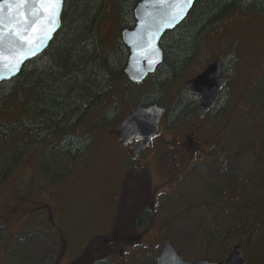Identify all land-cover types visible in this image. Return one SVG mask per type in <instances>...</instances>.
<instances>
[{"label":"rangeland","instance_id":"obj_1","mask_svg":"<svg viewBox=\"0 0 264 264\" xmlns=\"http://www.w3.org/2000/svg\"><path fill=\"white\" fill-rule=\"evenodd\" d=\"M132 21L111 16L102 23L101 32L106 40L121 37L123 27ZM204 38L192 61L171 83L155 92L149 80L124 93L117 113L107 121L111 125L97 126L95 142L75 165L70 158L61 159L72 170L61 184L49 186L38 172L46 145L27 149L34 152L30 156L23 152L24 161L2 184L0 264H74L95 239L99 245H92V264H156L167 242L184 261L222 263L239 246L246 264H264V14L235 15ZM220 58H230L229 69H237L232 80L239 86L238 95L227 96L226 91L219 113L207 119L211 129L202 139L208 141L202 148L204 157L198 154L191 161L189 151L177 146L159 158L149 154L140 166L133 158L122 161L116 132L132 108L140 103L165 105L167 89L181 92L190 78ZM181 99L193 105L184 93ZM176 129L170 131L174 134ZM162 131L154 144L157 151L163 149L160 142L172 141L173 134ZM109 189L116 197L106 206L103 196ZM154 191L160 195L149 225L139 228L132 221L134 212L150 208ZM33 198L39 204H33ZM36 207L45 210L33 214L30 210ZM118 208V219L105 223ZM120 225L126 239L114 241ZM48 237L52 241L61 237L57 252Z\"/></svg>","mask_w":264,"mask_h":264},{"label":"trees","instance_id":"obj_2","mask_svg":"<svg viewBox=\"0 0 264 264\" xmlns=\"http://www.w3.org/2000/svg\"><path fill=\"white\" fill-rule=\"evenodd\" d=\"M141 1L66 0L62 27L48 49L28 62L19 76L0 85V194L2 184L24 161L23 152L35 144L47 147L38 172L55 187L72 171L66 168L69 162L62 163L61 159L70 158L75 165L87 146L95 142L97 126L111 125L107 122L110 115L117 113L124 93L132 91L133 85L125 75L129 50L121 37L106 40L101 25L111 16L117 20L124 16L133 21L123 29L133 28L134 10ZM251 12L264 14V0H196L186 20L161 41L164 60L152 80L155 92L181 74L207 34L235 15ZM180 105L177 112L183 110ZM27 153L30 156L34 152ZM31 202L39 204L34 198ZM44 210L36 207L30 211L37 214ZM122 225L116 234L124 235ZM145 225L147 221L141 220L140 227ZM60 238L52 241L48 237L54 252L61 246ZM94 243L99 245L93 240L74 264H92Z\"/></svg>","mask_w":264,"mask_h":264},{"label":"water","instance_id":"obj_3","mask_svg":"<svg viewBox=\"0 0 264 264\" xmlns=\"http://www.w3.org/2000/svg\"><path fill=\"white\" fill-rule=\"evenodd\" d=\"M66 0H2L0 17V85L19 76L25 65L42 55L62 27ZM196 0H142L134 10L133 30H124L122 41L129 50L125 74L134 84L143 83L163 62L160 43L164 35L174 31L189 15ZM221 60L212 63L200 76L186 84L201 99L199 115L214 107L225 81L220 77ZM165 109L157 105L135 107L118 128L120 139L128 145L141 141L136 150L149 147L159 132ZM156 264H246L243 248L237 246L222 263L184 261L169 242L163 246Z\"/></svg>","mask_w":264,"mask_h":264},{"label":"flooded vegetation","instance_id":"obj_4","mask_svg":"<svg viewBox=\"0 0 264 264\" xmlns=\"http://www.w3.org/2000/svg\"><path fill=\"white\" fill-rule=\"evenodd\" d=\"M133 18H134V14H133ZM136 24V21L134 19V26L133 28H130L131 30L134 29ZM254 49H259L260 52H263L260 48V46H254ZM251 58H253L251 56ZM217 60H221V67H220V77L222 79H224L225 83L223 85V87L221 88L220 92H219V99L217 101V103L214 105V107H212L211 109H209L204 117H200L199 112H200V108H201V99L200 97L195 94L194 92L190 91L187 89L186 84L189 81H192L194 79H196L198 76H200L210 65H207L206 67H204L202 69V71L200 73H198L196 76H193L192 78H190L186 83H185V88L182 89V91L180 92L178 89H167V92L165 94H167V102H165V105H161L156 103L155 105H158L162 108L165 109V113L164 116L162 117L161 121H160V125H159V134L158 136L152 140V142L150 143L149 147L145 150H140L137 154H136V150L141 146V141H132L130 142L128 145H126L119 137L118 132H116L119 141H121L122 143L119 145L121 147V149L123 150V155H122V161H124L126 158H133L135 162H138V166L141 165V162L143 161V159L145 157H147L149 154H153L154 156L160 155L159 157H161L162 155H165L167 153L170 152V148L174 149L175 147L178 146L179 148H184L185 151H189L190 153V160H196V156L198 154L200 155H204V151L202 150V148L207 144V140H202L204 137H206L208 135V132L210 131V126L211 124H207V119H209L210 117L213 116V114H218L219 111L221 110V107L219 105H221L222 100L225 97V93L226 91H228L227 96L230 95L232 97H236L238 95V88L239 86L236 83H233V78L235 76V72L237 71V69L235 70H230L228 67V62L231 61V59H229V61H227L225 58L224 59H217ZM158 69V68H157ZM157 71V70H156ZM156 73V72H155ZM154 73V75H155ZM154 75L149 77L147 82L149 80H153ZM128 80V79H127ZM173 81V80H171ZM167 82L168 83H171ZM146 82V81H145ZM145 82H143L142 84H144ZM152 82V81H151ZM131 84V83H130ZM164 84V85H166ZM133 85V84H132ZM134 86V85H133ZM187 95V98H189L190 100L193 99V101H191V103H193V105L188 104L186 105V103L184 102V100L181 99L182 94ZM181 104V105H180ZM179 105L184 108L183 110L185 111L182 115L177 112V108L179 107ZM171 107L172 110H170L168 107ZM190 106V109H189ZM174 110V111H173ZM178 113V114H177ZM180 114V115H179ZM128 116V115H127ZM126 116V117H127ZM125 117V118H126ZM178 118V119H177ZM164 124V127H163ZM178 126V129L174 130L177 131L173 134L172 131H170V129H172L173 127ZM162 128L164 130V128L169 131V134H173L172 137V141L171 142H160L161 145L163 146V149L160 151H157L158 147L155 148L154 144L155 142H158V138L163 135ZM96 144V143H95ZM158 157V156H157ZM158 157V158H159ZM204 157V156H203ZM124 167H126V170L129 171L130 168L127 169V166L122 164ZM136 167V166H135ZM137 168V167H136ZM126 177V175H125ZM124 177V180H125ZM113 189H109V191L107 192V194H105L103 197H105L104 199L106 200L105 205L109 206L110 202H111V197H116L115 194L112 193ZM121 190V192H120ZM124 187L123 189H119V193H118V197H122L123 193H124ZM154 196H153V202L151 203V205L149 206L150 208H147V210H140L138 209L137 213L135 212L134 217H133V224L137 225L139 228L140 227V221H147V225H145V228L149 225V216L151 215V211L154 210L155 208V202L157 201L160 192L158 193L157 191H154ZM115 195V196H114ZM126 195V194H125ZM118 201V200H117ZM118 204V202H117ZM124 205V203H123ZM74 206V205H73ZM113 206V204L111 205V207ZM123 209V206L122 208ZM118 210L116 214H112L110 217L112 218V220L110 221H106L107 222H112L113 220L115 221L118 215ZM108 219V218H107ZM136 219V221H135ZM96 223H102L99 219H95ZM118 222V220H117ZM128 226H131V224H128ZM143 229V228H142ZM114 237L113 240H119V239H126V235L124 233V235H118L116 233H113ZM141 234V233H140ZM133 237V236H132ZM141 237V236H139Z\"/></svg>","mask_w":264,"mask_h":264},{"label":"snow or ice","instance_id":"obj_5","mask_svg":"<svg viewBox=\"0 0 264 264\" xmlns=\"http://www.w3.org/2000/svg\"><path fill=\"white\" fill-rule=\"evenodd\" d=\"M17 3H26L27 0H16ZM48 2H58V0H48ZM188 3H191V0H187ZM3 11V7H2V0H0V12ZM3 23V19L2 17H0V24Z\"/></svg>","mask_w":264,"mask_h":264}]
</instances>
